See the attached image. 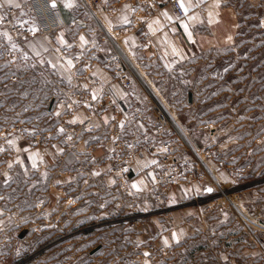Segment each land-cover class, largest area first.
<instances>
[{
	"label": "crops",
	"instance_id": "obj_1",
	"mask_svg": "<svg viewBox=\"0 0 264 264\" xmlns=\"http://www.w3.org/2000/svg\"><path fill=\"white\" fill-rule=\"evenodd\" d=\"M24 1L0 0V46L15 52L0 60V264H20L25 256L24 264H115L121 258L222 264V204L191 199L209 192L210 172L221 181L222 148L233 145L234 155L224 159L231 156L237 166L257 165L264 138V0H179L184 15L169 2L148 14L142 0H89L88 10L79 0H56L68 25L18 41L2 23L1 9ZM117 46L140 71L164 76L170 69L172 83L186 86L182 106L175 100L168 109L174 125L167 137L183 141L182 178L171 187L156 185L157 152H141L123 171L109 162L118 151L116 130L128 144L140 138L163 143L152 124L138 120L136 132L113 106L98 115L91 103L79 102L78 94L88 92L93 100L114 98L128 116L136 105L151 111L144 82L126 88L104 66ZM97 47L101 59L89 63ZM216 64L220 77L209 72ZM202 66L207 70L191 88L184 71ZM212 98L228 101L229 110L219 102L197 113L198 102ZM194 128L209 135L211 145L198 142ZM44 134L48 139L37 142ZM133 211L143 219H116ZM151 243L169 252L153 260ZM45 244L51 246L38 248Z\"/></svg>",
	"mask_w": 264,
	"mask_h": 264
},
{
	"label": "built area",
	"instance_id": "obj_2",
	"mask_svg": "<svg viewBox=\"0 0 264 264\" xmlns=\"http://www.w3.org/2000/svg\"><path fill=\"white\" fill-rule=\"evenodd\" d=\"M79 1L83 5V8L87 10L92 9L90 4L91 2L89 0ZM97 1L98 0H92V3ZM166 2L171 3L179 15L185 14L184 8L179 0H151L150 2L148 0H142V3L145 4L144 11L148 14L157 12L160 9V6ZM116 7L117 6L115 3H111L108 6V9L109 11L114 12ZM1 10L3 14L2 23L9 28L15 40L18 41H22L34 33L45 34L55 32L62 29L69 23V21L66 19L61 3L56 0H26L21 5L4 6ZM74 22L75 20L70 23ZM14 56L15 52L13 50L2 45L0 46V60ZM101 56L102 51L97 47L92 51L88 62L91 63L96 59H101ZM102 61L104 66L112 71L114 79L120 81L124 87L131 88L135 82L138 81L133 66L123 52L120 54L116 51L115 54L109 55ZM78 96L79 102L91 103L95 113L98 115L103 113L108 107L113 106L116 110V114L123 115L124 118H126V122L128 123L127 126L132 127L136 132L137 122L138 120H141L144 123L152 124L154 128L153 136L165 137V141L160 145H157L155 139L148 138H140L138 142L128 144L123 139H121L120 131L116 130L114 132V136L118 138V141L115 142V146L118 147V151L113 156L109 157L111 168L114 171L127 170L141 152L146 150L154 151L160 156V161L157 167L156 185L161 188H168L180 181L182 178V160L180 153L182 150L181 144L183 141L180 137H167L173 127L171 123L172 121L166 110L164 112L160 110L158 104L159 100L156 99V97V102L154 104L151 103V111H147L146 108L142 107L141 105H136L133 107V114L128 116L125 115V111L119 102L114 98L93 100L92 95L88 92L83 94L80 93ZM61 100H63V98ZM89 123V121L82 123L81 129H86ZM181 136L183 135L181 134ZM36 139L37 142H42L43 140H47L48 137L46 134H44L42 137H37ZM192 176L193 174L191 175V178ZM213 178V188L218 187L222 191V185L220 184L221 182L219 179L214 176ZM195 201L197 200L195 199ZM197 203L199 202L197 201ZM240 218L243 221L246 220V218L242 215ZM114 221L115 220L112 219L102 220L98 223H95L94 226L97 227L101 225H108L110 222L112 223ZM47 248L48 247H44L43 249ZM147 249L153 260H156L159 255L169 252L167 247H159L154 243L149 244ZM123 264H132V260Z\"/></svg>",
	"mask_w": 264,
	"mask_h": 264
},
{
	"label": "rangeland",
	"instance_id": "obj_3",
	"mask_svg": "<svg viewBox=\"0 0 264 264\" xmlns=\"http://www.w3.org/2000/svg\"><path fill=\"white\" fill-rule=\"evenodd\" d=\"M132 65L134 71L135 69L137 70L135 71L137 79L139 81L141 80L142 83L144 81L143 84H146L148 89H150H147V92L149 93V100L152 104L158 99L168 114H170L168 109L176 102L179 101L178 106H182L181 100L185 101L188 97L185 91L186 86L181 83H172L170 69H168V72H166L164 76H154L151 74L152 70L147 71L141 69L142 71H140L134 64ZM219 67H222V64H220ZM206 70L207 69L203 68V66L194 73L191 71L187 72L185 69V75L192 76L191 88H193L195 80H197L196 78L202 75ZM209 72L212 77H220L217 64L214 68L210 69ZM218 86L220 85H211V90L213 91L215 88H218ZM173 98L174 101H178H172ZM219 102L221 104L225 103V110H229L228 101L214 98L211 100L201 99L200 102H198L199 108H197V113L203 112L204 110L206 111L207 108L213 109L218 106ZM170 104L172 105L169 106ZM197 119L202 120L198 116ZM177 124L179 126V123ZM195 124L197 123L193 122V126H195ZM173 125L172 123V126ZM260 126L264 128L263 123H260ZM179 127L181 128V126ZM194 134L198 142L210 144L214 141L209 138V135L204 134L202 130L194 128ZM222 135L226 136L228 134L222 133ZM260 135H262V133H260ZM215 140H217V138ZM187 141H189V139ZM227 141V139L223 138L222 144L224 145ZM189 143L191 144L190 141ZM258 144H260V154L257 165H253V167L256 166L254 173L250 171L253 169L250 163H245L246 165H244V167H241L242 165H235L231 157L234 155L233 145L232 147L222 148V178L219 176L221 179L220 184L222 185V191L218 187H216L218 190L213 188L214 178L210 176L214 174L210 172L211 175H209L206 182L210 184L209 187H212V191L198 195L192 198L193 200L191 199L192 203L197 205L222 204V264H264V138L260 139ZM193 150L201 154L198 148H194ZM229 155H231L230 158L224 159V156ZM205 170L208 171V168L206 167ZM195 199L199 203H197ZM241 215L246 218L245 221L241 220ZM143 217L141 212L133 211L123 214V216H117L116 219L122 218L125 219L126 222H136L143 219ZM49 246H51V244L39 245L38 248L43 250L44 247ZM126 260L130 262L129 259L121 258L116 261L115 264H123L127 262ZM24 262H26V256L21 258L20 264H24Z\"/></svg>",
	"mask_w": 264,
	"mask_h": 264
},
{
	"label": "bare ground",
	"instance_id": "obj_4",
	"mask_svg": "<svg viewBox=\"0 0 264 264\" xmlns=\"http://www.w3.org/2000/svg\"><path fill=\"white\" fill-rule=\"evenodd\" d=\"M117 52L118 53H120V54H122V49L119 47V46H117ZM128 59V58H127ZM129 60V59H128ZM130 61V60H129ZM130 63H131V65H132V62L130 61ZM133 66V65H132ZM134 68V67H133ZM135 71H137L136 69H135ZM144 82V81H143ZM158 104H159V108H160V110L161 111H165V109H164V107H163V105H162V103L159 101L158 102Z\"/></svg>",
	"mask_w": 264,
	"mask_h": 264
},
{
	"label": "snow or ice",
	"instance_id": "obj_5",
	"mask_svg": "<svg viewBox=\"0 0 264 264\" xmlns=\"http://www.w3.org/2000/svg\"><path fill=\"white\" fill-rule=\"evenodd\" d=\"M54 6V5H53ZM208 191H212V189H208ZM147 255V254H146Z\"/></svg>",
	"mask_w": 264,
	"mask_h": 264
},
{
	"label": "water",
	"instance_id": "obj_6",
	"mask_svg": "<svg viewBox=\"0 0 264 264\" xmlns=\"http://www.w3.org/2000/svg\"><path fill=\"white\" fill-rule=\"evenodd\" d=\"M208 189H212V187H209ZM208 189H207V191H208Z\"/></svg>",
	"mask_w": 264,
	"mask_h": 264
}]
</instances>
